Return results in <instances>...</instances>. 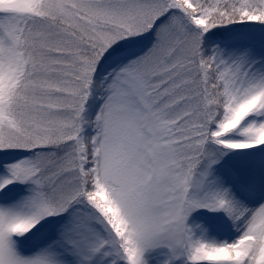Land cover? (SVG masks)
I'll use <instances>...</instances> for the list:
<instances>
[{
  "label": "snow or ice",
  "instance_id": "6c2138e0",
  "mask_svg": "<svg viewBox=\"0 0 264 264\" xmlns=\"http://www.w3.org/2000/svg\"><path fill=\"white\" fill-rule=\"evenodd\" d=\"M0 264H264V0H0Z\"/></svg>",
  "mask_w": 264,
  "mask_h": 264
}]
</instances>
